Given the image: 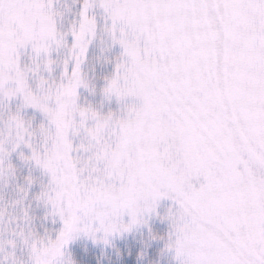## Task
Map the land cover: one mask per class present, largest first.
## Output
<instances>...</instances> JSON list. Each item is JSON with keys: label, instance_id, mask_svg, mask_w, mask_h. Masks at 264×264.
<instances>
[{"label": "rangeland", "instance_id": "rangeland-1", "mask_svg": "<svg viewBox=\"0 0 264 264\" xmlns=\"http://www.w3.org/2000/svg\"><path fill=\"white\" fill-rule=\"evenodd\" d=\"M68 2L0 0V264H65L168 202L177 261L264 264V0ZM89 48L112 71L97 91ZM7 158L43 178L54 240L6 215Z\"/></svg>", "mask_w": 264, "mask_h": 264}, {"label": "trees", "instance_id": "trees-1", "mask_svg": "<svg viewBox=\"0 0 264 264\" xmlns=\"http://www.w3.org/2000/svg\"><path fill=\"white\" fill-rule=\"evenodd\" d=\"M72 1L68 2L72 4L71 8L79 12L77 6H80L82 2L84 3V0ZM65 21L68 20L64 19V23H66ZM87 52L86 66L83 65L82 77L87 85H94L97 91L98 85L112 75V71L108 68L109 59L103 57L101 62L98 60V53L90 48ZM115 56L117 59L116 54ZM81 96L90 109L98 110L100 108V112L113 111L111 104L106 102L104 97L96 96V93L92 92V95L88 97L83 93ZM6 163L15 171L13 181L2 191L6 215L8 217L14 215L16 218V215L22 213L28 221L33 220L31 225H27L36 233L38 238L53 233L50 238L54 240L60 231L43 219V214L36 205L40 189L45 187L43 178L38 173L27 172L21 167L19 169L15 158L10 160L7 158ZM25 180L32 181L29 188L26 186ZM172 203H165L162 214L156 223L149 229L139 232L136 236L121 238L104 246H91L85 243L72 245L67 251L65 264H182V262L177 261L176 254L172 250L173 231L170 228V220L164 215L169 210L174 211ZM11 229L13 230V226Z\"/></svg>", "mask_w": 264, "mask_h": 264}]
</instances>
